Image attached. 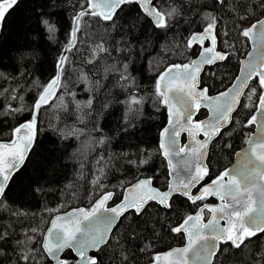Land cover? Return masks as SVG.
I'll return each instance as SVG.
<instances>
[{
  "label": "snow or ice",
  "instance_id": "snow-or-ice-1",
  "mask_svg": "<svg viewBox=\"0 0 264 264\" xmlns=\"http://www.w3.org/2000/svg\"><path fill=\"white\" fill-rule=\"evenodd\" d=\"M50 2L44 0L43 4H36L31 0L32 6L29 7L30 0H0V39H3L7 25L14 19L21 30L27 26L42 35L46 32L49 39L54 38L59 21L50 22L45 17L54 13L38 10ZM214 5L219 6V10L227 8L229 13H234L232 29L221 32L218 27L220 17L212 12L206 13L202 17L205 21L202 30L193 31L184 38V48L201 49L197 58L188 62L170 63L155 77V109L159 112L163 107L167 112V124L159 133L156 152L149 153L136 145L137 159H127L126 163L136 169L138 175L131 182L119 181L116 184L104 182L109 165L100 155L96 160L100 167L91 179L93 191L88 194V206H74L68 210V204L62 203L56 208H45L48 219L41 218L36 227H29L25 232L28 240L35 239L37 235L41 237L39 250L28 248L25 241L17 240L19 250L15 257L16 264H42L45 256L55 260L56 264H73L71 258L61 259V254L66 250L75 253V264H105V256L109 264H131L133 258L125 242L141 240L142 236L141 243L146 242V245L140 251L152 247V241L145 234L148 230L145 228L138 233L137 229L141 228V223L148 224L151 221L149 208L153 204L156 212H163L166 217L174 209L177 200H186L196 205L210 197L218 203H202L194 215L181 216L174 225L169 224L167 218L164 219L168 231L183 234L185 243L154 254L151 264H217L221 257L231 258L243 253L254 239L259 241L258 247H264V240H260L264 236V0H259L257 5L261 9L259 16L246 5L229 7L228 0H214ZM70 6L75 11L71 17L66 44L59 51L55 75L46 84H41L38 79L31 82L32 87L28 91L36 89L31 106L24 103L23 85L0 91V96L9 101L6 106L0 103V116L15 117L27 111L31 117L12 128L7 142L0 141V207L5 205L10 191L16 185L21 188V197L30 191L33 194L40 191L34 187L37 178L30 174L29 165L35 162L43 167L44 161L51 163L49 154L59 150L60 142L78 134L77 131L53 127L54 136L49 139V144L57 147H49L41 139L38 117L41 110L49 106L53 90L63 87L61 81L65 78L66 66L70 64L69 53L78 51L79 34H82L83 29L95 20L122 31L140 28L141 34L149 27L167 31L170 30L171 18L176 12L175 9H162L157 0H70ZM17 9H20L19 16L14 18L13 13ZM118 21H124L128 28L125 29L124 23L118 24ZM220 37L231 39H220L222 47L217 50ZM249 42L251 51L240 61L239 74L225 90L211 95L212 85L205 84L201 76L205 66L229 61L240 51V47L248 46ZM206 43L208 46H205ZM98 50L108 52L103 45L98 46ZM4 55L6 53L0 48V68L5 67ZM22 75L28 76L29 73L24 72ZM206 75L211 78L216 74L207 72ZM0 79H7L3 71H0ZM12 79L15 81V77ZM119 81L123 82L122 88L128 84L138 88L127 63L123 65ZM127 92L130 95L125 100L128 105L126 119L128 116L134 119L135 114L140 112L139 106L144 98H137L132 87H127ZM241 97L248 103L241 104ZM13 101L20 106H13ZM85 106L91 108L92 100H88ZM201 108L207 109L210 115L204 120L194 119ZM240 108L248 110L244 122L237 119ZM234 123H241V129L254 126L256 131L246 134V147L234 153L240 158L236 165L222 170L215 168L210 146L214 148L217 140L224 141L225 137H230L236 131L235 128L230 130ZM133 127L132 119H128L125 131ZM92 131L101 130L94 127ZM182 132L188 134L187 143L180 142ZM129 135H135V132ZM201 136L203 139H200ZM107 142V137L98 141L101 145ZM223 147L231 149L232 144L225 141ZM156 154L166 162L162 164L166 174L159 170L154 176L140 173L139 170L149 165L152 156ZM124 156L127 157V153ZM158 176H163L162 186H154ZM205 212L210 216L206 222ZM12 214L27 215L23 211H14ZM125 221L128 223L125 224ZM221 221H224L223 225ZM160 222L161 217L157 215L155 223ZM43 224L49 226L43 228ZM151 231L157 234L155 227ZM8 236L7 227H0V242H4ZM90 251L95 255H90ZM261 259L264 260V257Z\"/></svg>",
  "mask_w": 264,
  "mask_h": 264
},
{
  "label": "trees",
  "instance_id": "trees-1",
  "mask_svg": "<svg viewBox=\"0 0 264 264\" xmlns=\"http://www.w3.org/2000/svg\"><path fill=\"white\" fill-rule=\"evenodd\" d=\"M157 2L164 10H176L171 18L170 30H155L149 27L144 34H141L140 28L122 31L103 21L93 20L83 29L82 34H79L78 51L69 53L70 64L66 66L65 78L61 81L63 87H58L49 106L43 108L38 117L41 139L49 147H57L49 144V139L54 136L53 127L77 131L78 134L60 142L59 150L49 154L51 163L44 161L43 167L36 165L35 162L29 165L30 174L37 178L34 187L39 188L40 191L35 194L30 191L26 196L21 197V188L16 185L10 191L5 205L0 207V227H7L9 232L5 241L0 242L2 245L0 264H16L15 257L19 250L16 245L17 240L25 241V246L28 248L39 250L41 237L37 235L35 239L28 240L25 232L29 227H36L41 218L48 219L45 208H56L62 203H67L68 208L78 205L88 206V194L93 191L91 179L100 167L96 163L100 155L109 165L105 183L131 182L138 175L137 170L128 165L126 160L137 159L136 145L154 154L158 148L159 131L167 121L166 109L161 107L157 112L154 106L153 86L157 73L170 63L186 62L196 55L200 48H184V38L193 31L202 30L205 23L202 17L206 13L212 12L220 17L221 22L218 27L221 32L232 29L234 13H229L227 8L219 10V6L214 5V0H157ZM34 3L43 4L44 0H34ZM258 4L259 0H228L229 7L246 5L256 16L261 12L257 7ZM31 6L30 0L29 7ZM38 10L54 13L45 17L50 22L59 21L54 38L49 39L46 32L42 35L34 28L28 29L27 26L21 30L14 19L7 25L3 39H0V48L6 53L3 59L5 67L0 68V71H3L7 77L6 80L0 79V91L16 88L18 84L23 85L24 103L29 107L36 95V89L28 91L32 87L31 82L38 79L41 84H46L55 75L59 51L66 44L71 17L75 11L70 6V0H51L46 7ZM19 13L20 9H17L13 17H18ZM117 23L121 24L124 21ZM124 28H128L126 23ZM220 39L230 40L231 37L218 38V49L222 47L219 43ZM100 45L107 48L108 52H99ZM248 48L249 43L246 47H240V51L229 61L205 67V72H202L201 76L205 84L212 85L210 93L218 92L232 82L237 74L240 58L245 55ZM121 49L126 50L121 51ZM94 54L95 59H93ZM125 63L129 65V72L135 77L138 88L131 84L121 87L123 82L119 81V76ZM24 72L29 75L23 76ZM207 72H214L216 75L209 78ZM12 77H15V81ZM127 87H132L137 98H144L139 106L140 112L135 114L134 119L131 116L126 119L128 105L125 100L130 95ZM90 99L91 108L85 106ZM0 103L6 106L9 101L0 96ZM12 103L15 107L20 106L15 101ZM244 103L248 101L241 97V104ZM247 113V109L240 108L237 119L244 122ZM206 114V110L201 109L195 118H202ZM30 118L27 111L15 117L0 116V140H7L12 134V128ZM128 119H132L134 127L125 131L124 126L128 123ZM94 127L101 131H92ZM231 128H235L236 131L230 137H225L224 141L217 140L214 148L210 146L213 165L221 170L232 162L235 151L244 144L246 134L253 130V126L241 129V123H234L230 126V130ZM79 132L84 134L80 135ZM130 132H135V135H129ZM102 137L108 138V142L104 145L98 143ZM225 141L232 144L231 149L223 147ZM125 153L127 157L124 156ZM163 163L166 162L163 161L162 156L153 155L151 163L139 172L146 176L156 175L157 170L166 174V170L162 167ZM162 180L163 176H158L154 185L162 186ZM68 185L72 187L69 188ZM195 191L196 189L193 190ZM208 201L213 199L210 197L203 202H197L196 205L186 200H177L174 209L168 212L166 217L163 212L157 213L153 204L149 208V212L152 213L151 221L148 224L141 223V228L137 229L138 233L145 228L148 230L145 234L152 241V247L147 251H140L146 245V242L141 243L142 236L141 240L125 242V247L130 250L129 254L133 258L131 264H150L152 256L157 252L182 244L183 234L170 233L164 219L167 218L168 223L174 225L181 216L195 212L202 203ZM14 211H23L27 215L14 216L12 214ZM157 215L161 217L160 223H155ZM207 215L208 213L205 212V216ZM127 223L125 221V224ZM46 226L47 224L41 225L43 228ZM153 227L157 234L151 231ZM260 240H264V236L260 237ZM258 245L259 241L254 239L243 253L233 255L231 258L221 257L217 264H264V260L261 259L264 257V247ZM91 254L95 255L94 252ZM62 256L71 258L75 264L76 256L71 250H66ZM104 259L105 264H109L107 256ZM42 264H51V261L45 256Z\"/></svg>",
  "mask_w": 264,
  "mask_h": 264
},
{
  "label": "water",
  "instance_id": "water-1",
  "mask_svg": "<svg viewBox=\"0 0 264 264\" xmlns=\"http://www.w3.org/2000/svg\"><path fill=\"white\" fill-rule=\"evenodd\" d=\"M198 31H201V30H198ZM197 31V32H198ZM205 46H208V44L206 43L205 44ZM217 50H220V49H218L217 48ZM201 51V49H199L198 50V52L196 53V55L195 56H193L192 57V59H195V58H197V56L199 55V52ZM249 51H251V46H250V42H249V48H248V50L246 51V53L247 52H249ZM245 53V54H246ZM245 59V55L243 56V57H241L240 58V61L241 60H244ZM190 61V60H189ZM240 61H239V68H238V71H237V74L236 75H238L239 74V70H240ZM186 62H188V61H186ZM168 66V65H167ZM206 67V66H205ZM165 68H163L161 71H163ZM232 82H233V80H232ZM231 82V83H232ZM230 83V84H231ZM230 84L228 85V86H230ZM227 86V87H228ZM226 87V88H227ZM226 88H224V89H222V90H225ZM57 89L58 88H56V89H54L53 91H54V95H53V97L55 96V94H56V91H57ZM222 90H220V91H222ZM219 92V91H218ZM218 92H215V93H210L211 95H216ZM52 97V98H53ZM52 98H51V100H52ZM50 100V101H51ZM201 109H204V108H201ZM206 110V112H207V114L204 116V117H202V118H199V119H196L195 117H194V119H196V120H204V119H206L209 115H210V113L208 112V110L207 109H205ZM166 124H167V121H166V123L164 124V126H166ZM18 125V124H17ZM16 125V126H17ZM163 126V127H164ZM162 127V128H163ZM161 128V129H162ZM161 129H160V131H161ZM160 131H159V133H160ZM256 131V129H255V127L253 126V130L250 132V133H252V132H255ZM249 133V134H250ZM182 136H184V139L182 140ZM188 139H189V137H188V134L186 133V132H182L181 133V136H180V142L183 144V143H187L188 142ZM200 139H203V136H201L200 137ZM8 140V139H7ZM7 140H0V141H5V142H7ZM158 145H159V140H158ZM244 147H246V145L245 144H243L239 149H237L235 152H239V151H241ZM240 160V158L239 157H236L235 155L233 156V160H232V162L227 166V167H225V168H232L234 165H236L237 164V162ZM155 186V185H154ZM194 194H195V192H194ZM212 198V197H211ZM214 199V201H208V202H205V203H207V204H209V205H213V204H216V203H218V201L215 199V198H213ZM118 202V201H117ZM79 207H86V206H84V205H78ZM109 206H111V205H109ZM200 206H202V204L200 205ZM199 206V207H200ZM71 207H74V206H71ZM71 207H69L68 208V210H70L71 209ZM199 207H198V209L195 211V212H192V213H190V214H195L198 210H199ZM204 216H205V214H204ZM208 218H210V216H209V214L207 215V216H205V222H206V220L208 219ZM221 224L223 225L224 224V221H221ZM49 225L47 224V226H46V228L48 227ZM185 243V241L182 243V244H180V245H174V246H172V247H170V248H174V247H178V246H183V244ZM170 248H167V249H165V250H163V251H159V253H163V252H166V251H168ZM91 252H93V251H90L89 252V254L90 255H92L91 254ZM158 253V252H157ZM73 254L75 255V253L73 252ZM50 261H51V264H56V261L55 260H53V259H51V258H48ZM61 259H63V257H62V254H61ZM151 264V263H150Z\"/></svg>",
  "mask_w": 264,
  "mask_h": 264
},
{
  "label": "flooded vegetation",
  "instance_id": "flooded-vegetation-1",
  "mask_svg": "<svg viewBox=\"0 0 264 264\" xmlns=\"http://www.w3.org/2000/svg\"><path fill=\"white\" fill-rule=\"evenodd\" d=\"M213 199V198H212ZM213 201H214V199H213Z\"/></svg>",
  "mask_w": 264,
  "mask_h": 264
},
{
  "label": "bare ground",
  "instance_id": "bare-ground-1",
  "mask_svg": "<svg viewBox=\"0 0 264 264\" xmlns=\"http://www.w3.org/2000/svg\"><path fill=\"white\" fill-rule=\"evenodd\" d=\"M98 153V152H97Z\"/></svg>",
  "mask_w": 264,
  "mask_h": 264
}]
</instances>
